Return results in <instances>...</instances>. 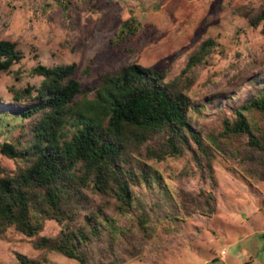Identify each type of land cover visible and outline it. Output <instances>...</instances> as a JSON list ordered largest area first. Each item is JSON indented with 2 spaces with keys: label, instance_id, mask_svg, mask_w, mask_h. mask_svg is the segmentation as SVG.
I'll return each mask as SVG.
<instances>
[{
  "label": "trees",
  "instance_id": "16d2710c",
  "mask_svg": "<svg viewBox=\"0 0 264 264\" xmlns=\"http://www.w3.org/2000/svg\"><path fill=\"white\" fill-rule=\"evenodd\" d=\"M242 15L254 28L264 21V10ZM138 24L135 18L127 20L119 40L135 34ZM217 46L214 39L203 42L181 76L169 83L154 69L128 64L103 67L100 83L85 87L75 63H38L31 74L43 78L39 87L11 88L23 109L21 123L14 126L22 134L0 144V152L22 165L14 172L0 167V238L14 229L35 239L33 248L41 253H57L80 264H125L122 253H142L144 242L156 237L152 217L158 210L164 211L166 222L181 221L180 213L190 217L192 211L212 217L217 210L212 192L169 189L151 161L188 152L208 159L214 149L238 160L248 183H263L264 88L236 110L234 119L223 122L220 137H245V146L228 150L222 139L206 142L192 130L191 111L196 108L187 92L194 80L187 75ZM23 59L15 42L0 40V76ZM48 221L60 225L56 237L41 236ZM133 231L142 233L139 246L125 245ZM18 258L21 264H46L45 258Z\"/></svg>",
  "mask_w": 264,
  "mask_h": 264
},
{
  "label": "rangeland",
  "instance_id": "374dc122",
  "mask_svg": "<svg viewBox=\"0 0 264 264\" xmlns=\"http://www.w3.org/2000/svg\"><path fill=\"white\" fill-rule=\"evenodd\" d=\"M262 10L264 0H0V40L15 42L24 56L0 76V144L22 134L14 126L21 123L23 109L11 88L39 87L43 78L31 74L38 63H75L85 87L100 83L103 67L128 64L154 69L169 83L181 76L189 57L208 39L218 46L187 75L194 80L187 92L196 108L191 126L206 142L211 137L223 140L224 120L234 119L236 110L264 88V21L254 28L242 15ZM131 18L138 20L137 31L120 41L122 25ZM254 116L249 115L253 123ZM247 141L224 139L222 146L236 150ZM210 154L208 159L188 152L151 161L169 189L212 192L217 210L212 217L180 213L177 222L164 221V211L158 210L152 217L156 237L144 242L142 253H122L125 264H264V182L248 183L239 161L227 152L210 149ZM20 165L0 152L2 169L14 172ZM60 229L48 221L41 236L56 237ZM141 237V232H130L125 245L139 246ZM33 240L10 229L0 238V264H21L19 255L45 258L46 264H80L35 250Z\"/></svg>",
  "mask_w": 264,
  "mask_h": 264
}]
</instances>
